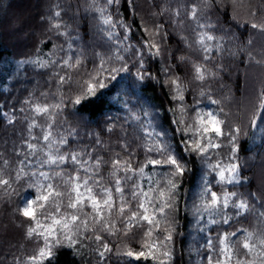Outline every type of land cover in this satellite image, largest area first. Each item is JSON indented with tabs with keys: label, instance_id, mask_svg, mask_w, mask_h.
Instances as JSON below:
<instances>
[{
	"label": "rangeland",
	"instance_id": "1",
	"mask_svg": "<svg viewBox=\"0 0 264 264\" xmlns=\"http://www.w3.org/2000/svg\"><path fill=\"white\" fill-rule=\"evenodd\" d=\"M92 5L90 17L92 21L86 22L84 12L79 10L77 12V3L75 4V12L73 10L72 0H0V10L3 16V37L6 48L9 47H22L25 48L27 41L30 39L32 46L26 47L25 49L13 50L9 55L5 56L1 64V80H0V106L2 109L3 117L5 118V127L7 124L10 126L7 129L10 131H16L14 138L16 140L11 141L12 144H16L10 154H6L8 151L0 149V159L3 161L6 159L7 168L0 169V177L4 174L14 173L15 184L6 187V196L0 194V226H4L5 229L10 227L19 228V222H15L13 218L8 216V212L11 208L19 212V209L25 207V202L29 200H35L36 198L25 197L24 201L21 202L22 195L27 190L35 188L38 196L46 194L45 188L48 183H52L56 187L57 191L66 193L70 188L69 177L79 175L82 179L88 176L93 177L94 180L99 181V186H95L90 181L89 186L93 187V194L97 200L105 198L104 193L101 189L104 187L113 189V199L115 207L111 214L106 209H103V218L108 221H115V228L118 229L114 234H110L103 230L102 224L95 223L93 217V209L90 204L85 201L83 209H71L73 213H68L63 208L68 203V196L65 195L60 201V212L56 214V218L59 219L61 215L75 214L80 217V220L88 221V228L80 229V240L83 245L90 242L94 248L90 254V264H113L111 259L116 260L117 257H122L120 261L130 260L132 264L143 261V264H160L163 260L164 264H175V244L176 241L171 234V240L164 239L162 242H153L157 244L159 251L156 253L158 256L157 260L149 257L145 259L141 257L136 259L134 257H128L123 255V252L131 249L133 252L147 251L144 247L145 244H140V240H143L141 232L137 235V244L139 247L131 248L122 241L112 243L115 240H122V234H125L126 223L124 219L118 213V207L121 204V194L114 191V178L112 176L113 166L112 162L116 160V157L108 156L107 159L103 158L97 151L86 152L84 148L78 149L77 147L70 146V138L76 135L77 131L81 128L83 120L75 114L74 110L77 104L74 103L78 96H81L87 88V82L95 77L93 83L96 81L102 82L107 86L108 80L112 79L111 76H107L106 69H116L115 57H125L126 55H136L144 58L142 51L146 54L145 58L150 56L155 57L154 50L159 49L152 47L153 51L150 50L151 43L146 39L143 41V45L140 46L138 43H134L133 34H131L130 28L123 20V18L117 15V3L113 2L107 4L106 0H97L96 4L93 5L92 0H89ZM83 7V5H81ZM257 5H253L250 0H243L241 3L234 6V13L236 18L243 19L244 21H252L254 23H264V10H256ZM97 8H104V16H110L115 27L112 28L110 25L103 24L101 14L96 11ZM83 9V8H82ZM111 10L115 11L113 15ZM59 12L60 15L55 14ZM39 22V23H38ZM94 22V29L97 36L94 40L86 39L85 28ZM39 25L40 31L36 29ZM59 25V27H56ZM200 25H205L201 28L200 26L195 31V42L199 44L201 34L207 32L208 35L213 34L208 31L207 25L209 22L204 21ZM112 31L113 36L109 38L108 32ZM178 32V31H177ZM132 35V38L130 37ZM127 36L125 40L124 37ZM214 37V36H213ZM89 41V42H85ZM213 40H207L205 38L203 42L204 48L202 50L206 53H210L212 45L210 42ZM97 42H101L105 45H118L122 47L120 55H116L117 50L113 47H100L96 45ZM122 42V43H121ZM84 44L86 46H84ZM144 46L145 49H141ZM205 46L208 51H205ZM127 49V50H125ZM140 49V50H138ZM253 49L258 52L255 56V60L249 66V70L246 72L245 85H244V101L242 110H247V114L244 116V120L237 123V127L240 128V132L237 134V151L233 153L231 151L232 145L229 142L227 135L214 138L213 142L220 144L221 147L210 150L206 158H202L197 152L191 151L198 136L194 135L197 124V113L207 112H219L216 104L208 102V98L197 96L192 97L197 100V103H187L186 97L187 90L180 83L174 84V92L176 96L174 98V109L177 116V130L182 133L184 139V150L187 149L190 152L195 153L201 162L202 173L201 177L197 180L196 189L189 195L187 200L188 213L190 215V229L189 235L186 242V252L190 260V264H207V256L209 255V249L207 247V241L212 239L213 244L217 246V250L221 245L216 239L222 237L226 233H236L235 237H232V243L236 249H240V254L243 255L244 250L240 248V241H242L245 231L254 232L259 234L264 231V217H261V213H264V124H261V118L258 116L254 117L256 112V106L258 102L259 93L264 90V32L257 30L255 39L253 42ZM142 50V51H141ZM251 59V56L249 55ZM64 60H68L69 64L76 65V61L80 63L75 67H68L64 65ZM103 61V66L102 65ZM142 63V62H141ZM41 64H46V67H41ZM85 76H81L80 69L85 70ZM38 73V74H37ZM99 73V75H97ZM35 74H37L35 76ZM64 76L65 81L61 82L60 77ZM107 76V77H106ZM87 77V78H86ZM86 78V79H85ZM256 82V83H255ZM258 82L261 85L258 86ZM183 96V100L179 99ZM61 105L59 109H55L51 106ZM197 104V107L195 108ZM36 105L50 106V111L47 114L37 113L34 109ZM195 108V109H194ZM194 109V111H192ZM173 110V109H172ZM174 111V110H173ZM192 111V112H191ZM227 119L238 115L236 111L225 109L224 111ZM223 112L220 119L224 120ZM149 114V121L143 124V129H147L148 132H153V136L149 137L146 132L142 129H137V132L143 134L142 137L139 135V143L143 146L144 151L147 153L145 160L142 165L137 169L143 167L144 174L140 175L136 173L133 176L132 181L124 182L122 180L121 186L125 189L123 197L125 201L130 204V209L125 211V217L130 216L132 211H137L136 205L139 203V199L133 200L131 198V185L133 182L139 184L145 191L150 187H157L156 181L159 182V187L166 185L167 179L171 178L177 184V188L174 190L173 195V206L177 201V192L180 185V176L170 177L166 174L172 171L171 166L166 167L167 169L161 168L162 165H150L147 164L149 159H164L159 153L155 151H149L153 145L159 141L160 143H167L171 147L172 154L179 159L177 149L173 146L170 139V135L167 129L161 128L159 123L154 119L155 111L146 110ZM256 119L257 127H253L252 121ZM129 117L126 118L125 124H129L130 128H134L130 125ZM35 121L36 126L29 127ZM51 125V128H49ZM224 132L229 133L226 124L223 126ZM46 131L52 132V137L49 141L43 140V135ZM141 131H144L143 133ZM7 132V131H6ZM8 133V132H7ZM155 133L162 135L156 136ZM179 133V134H180ZM61 138L66 139V144H61L59 141ZM246 138L251 141L250 148L253 150L251 158L244 157L241 152L240 144L242 139ZM13 139V138H12ZM6 138H0V145L6 143ZM28 143L35 144L37 147L35 151L27 147ZM20 144V145H19ZM51 152L54 156L69 155L71 153H85L80 156L81 162L84 164L83 167L75 164L71 159L66 160L62 164H46L42 163L47 159L48 153ZM99 159L101 163L99 167H96V159ZM127 158V157H126ZM125 158V159H126ZM257 160V172L258 177L256 187L253 191L252 188L247 186L248 178H245L244 169L250 168V161ZM24 161L23 164L20 162ZM219 163L221 166L228 165L230 163H238L240 165V177L241 180L236 184L217 183L219 180L216 172L212 171L209 165H215ZM147 165V166H145ZM169 166V165H167ZM12 167V168H11ZM14 168V169H13ZM23 169L27 175H20L17 179V175L20 169ZM260 170V171H259ZM45 172L48 174V180H45L39 174ZM60 172L62 175L56 176L54 173ZM34 173V175H33ZM118 176L123 177L125 173L120 171L117 173ZM132 175V173H128ZM227 175V174H226ZM9 179V178H8ZM6 180V179H5ZM43 185L44 187H41ZM210 185L211 191L218 194L224 192H235L237 197H233L234 200L242 199L246 200L249 205V211L242 212L237 215V210L229 205L227 209H222L219 214L209 215L202 209L197 211L201 205V193L205 186ZM15 189L17 191L16 200L11 196V191ZM244 189H248L253 192V196H248ZM261 190V191H260ZM84 189L81 188V192ZM260 191V192H258ZM7 198V199H6ZM255 199V201H254ZM40 203H44L40 201ZM50 203L49 205H47ZM45 205V212L40 214L37 211V219L42 225H48L51 220H47L44 217L49 213H55L52 209V202L49 201ZM51 207V208H50ZM9 208V211H3ZM34 208H38V205H34ZM49 208V209H48ZM174 208L166 209L165 214H156L155 219L160 221L159 227L155 224L149 225L152 230L155 231L157 228H165V225L159 218H166L169 211H173ZM142 211V210H141ZM151 214V209H150ZM11 215V213H10ZM228 218V223H224L223 220ZM243 218L242 221L231 226L228 230H218L217 232L211 231L212 229H218L222 225H228L234 220ZM216 220L217 223H210L209 221ZM8 221V222H7ZM7 222V224H6ZM79 223V221L77 222ZM145 224L144 221L139 223V226ZM166 224V222H165ZM35 221L27 223L23 232L26 234L25 243L18 247L19 255L9 254L14 256V259L10 257L9 261H14L17 264H26L27 258L37 253L39 247L42 246V240L35 238H29L27 236V230L29 227H34ZM136 226V227H139ZM132 227L131 230H134ZM2 228V227H1ZM210 230V232H209ZM239 230V231H238ZM75 232V228L73 229ZM164 232V231H162ZM11 233V232H10ZM8 230V235L10 234ZM169 231L165 232L162 236L166 238L169 235ZM4 242L0 243V255L8 253L4 249H7L6 244L11 246L14 244L10 237H6V233L3 232ZM96 235L101 237L100 241L95 239ZM78 237H76L77 239ZM90 239V241H88ZM28 240V242H26ZM18 242V241H17ZM78 242V241H77ZM107 244L111 251L105 253L104 257L101 258L99 251H103V245ZM151 243L147 245H152ZM80 253L84 254V249H80ZM5 251V252H4ZM170 252L171 259L163 256L162 253ZM122 254L121 256H116ZM124 257V258H123ZM134 261V262H133Z\"/></svg>",
	"mask_w": 264,
	"mask_h": 264
},
{
	"label": "trees",
	"instance_id": "2",
	"mask_svg": "<svg viewBox=\"0 0 264 264\" xmlns=\"http://www.w3.org/2000/svg\"><path fill=\"white\" fill-rule=\"evenodd\" d=\"M72 1L74 12L77 3V12L79 10L84 12L87 23L92 21L90 17L92 5L89 0ZM242 1L208 0L206 4L205 0H119L117 3V15L123 18L130 28L131 34L134 35V43L142 46L145 39L151 44L156 43L159 47V54H156L157 51H153V48L150 47V50L156 54L155 57L145 58L146 54L142 50L144 58L133 54L126 55L123 60H120L117 56L115 57L118 71L105 70L107 76L112 77L108 80L107 86L98 88L94 95L86 97L80 104L75 106L76 110L74 112L83 120V123L76 135L70 138V146L78 149L84 148L86 152L97 151L105 159L108 156L116 157L121 161H127L133 169H137L147 156L143 146L139 143V135L143 140V134L138 133L137 129L144 130L143 124L150 119L146 110H154V119L161 128L168 130L172 144L177 149L178 161L185 168V171L180 177L181 183L179 189H177L178 198L173 206L174 210L169 211L166 218H159L165 228H157L154 231L145 222L142 226L128 231L127 234H122V240H115L112 242L113 244L122 241L121 243H126L131 248H137L139 247L137 244L139 232L144 237L143 240H140V244H152L156 241L162 242L165 239L162 236L169 231L176 241L175 264H190L186 252L187 248H185L191 221L187 200L197 187V180L201 177L202 166L199 157L195 153L187 149L184 150V137L177 130V116L174 109L176 93L174 92L173 81L175 80L176 83H180L186 88L187 103H197V100L192 97L202 96L208 98L207 101L211 103L209 105L216 104L219 111L221 109L223 111L234 109L238 115L230 119H227L223 112L224 121L228 128L226 131L231 132L234 128H237L239 125L237 123L244 120V116L248 113L246 109L242 110L246 72L249 70V65L256 61L255 56L258 52L253 49L257 32V29L251 27L254 22H242L243 19H239L238 16L236 18V13H234V6ZM250 2L257 5L256 10L258 7L259 10H264V0H250ZM193 5L200 9L195 20L190 15V9ZM111 12L113 15L115 14L114 10H111ZM177 12H179V15L176 14ZM2 21L3 16L0 10V80L1 64L5 56L15 49H25L32 46L29 39L25 48L21 46L6 48ZM204 21L209 22L212 26L208 28V31L214 36L213 41L210 42L212 47L209 49V54L202 50L204 48L203 44H196L194 36L196 29ZM39 28L41 29L38 25L36 29ZM84 31L86 32V39L94 40L97 36L94 22L90 23ZM130 37L132 38V35ZM96 45L113 47L117 50L116 55H120L122 52V47L118 45H105L101 42H97ZM84 46L86 45L84 44ZM141 49H145L144 46ZM249 54H251V59ZM125 65L127 71H119ZM196 65H200L206 70L204 80L196 79ZM80 73L81 76H85L86 69H80ZM259 85H261V82H258ZM213 101H217V103H213ZM127 117L133 119L130 121V125L134 128H130L129 124H125ZM136 117L139 119H136ZM8 127L10 126L7 124ZM7 128L0 106V138L5 137L7 140L6 143L0 145V149L8 151L6 154H10L16 146V144L11 146V141L16 140L14 138L16 131H10V128L9 130ZM97 140L99 144H97ZM250 144L251 141L246 138L242 139L240 148L241 152L245 153L244 157L251 158L253 150H251ZM4 161L7 160L2 161L0 159V169L7 168ZM256 162L257 160H251L250 168L244 169L245 178H248L246 185L251 187L252 191L258 187ZM166 167L170 166H161L163 169H167ZM0 178L8 180L10 186L16 183L14 182V173L1 175ZM6 187L9 186H0L2 196L7 195ZM244 192L250 197L254 194L248 189H244ZM261 192L264 193V191ZM16 196L17 191L13 189L10 197L16 199ZM37 196L35 188H31L22 195L21 202L24 201L25 197L36 198ZM16 200H19V198ZM60 200L62 199L60 198ZM51 207L55 210L53 206ZM63 210L69 214L73 213L67 207ZM3 211H9V208ZM5 217L8 219L9 217L13 218L15 222H19L20 229H17L18 227L9 228L10 225L7 229L3 225L0 226V243L4 242L3 232L6 233L5 238L10 237L9 239L14 243L11 245L13 249H10V245L6 244L7 249L4 250L8 253L0 255V264H17L8 260L10 257L14 259V256H9V254H20L18 247L20 243L24 244L25 239H27L23 231L27 223L32 220L23 216L20 209L18 212L12 208L8 212V216ZM242 219L239 218L228 225H222L211 231L228 230ZM150 229L152 230L151 236H147L146 233ZM8 230L9 233L11 232L9 235L7 234ZM76 237H78V242L73 247L69 248L66 243L63 246H58L55 249L54 258L50 261L45 260L44 264H90V254L94 248L90 242L83 245L80 234H77ZM15 246L18 247L14 248ZM80 249L85 250L84 254L80 253ZM121 255L117 254L116 256ZM121 258L117 257L116 260L111 259V261L113 264H132L130 260L120 261ZM135 264H143V261H135Z\"/></svg>",
	"mask_w": 264,
	"mask_h": 264
},
{
	"label": "snow or ice",
	"instance_id": "3",
	"mask_svg": "<svg viewBox=\"0 0 264 264\" xmlns=\"http://www.w3.org/2000/svg\"><path fill=\"white\" fill-rule=\"evenodd\" d=\"M97 0H92L93 5H95ZM116 2V0H106L107 4H111ZM208 0H205L207 4ZM102 16L103 24L110 25L112 28L115 27V24L112 22L110 16H104V8H97ZM200 9H198L195 5H193L190 9V15L192 19H197L199 15ZM179 15V12L176 13ZM59 16L60 13L57 12L55 14ZM201 28L205 27V25H199ZM59 27V25H56ZM207 27L211 28L212 26L209 24ZM251 27L253 29H257L260 32H264V23H252ZM109 38L113 36V32H108ZM205 38L207 40H213L214 37L208 35L207 32L201 34L199 42L203 44ZM127 39V36L124 37ZM122 43V42H121ZM251 43V41H249ZM151 47H157L155 44L151 45ZM127 50V49H125ZM205 51H208V48L205 46ZM156 54H159V49L157 48ZM251 56V54H249ZM120 60H123V57H118ZM64 65L68 67H75L80 63L79 60L76 61V65L69 64L68 60H64ZM41 67H46V64H41ZM103 66V61L102 65ZM112 72L118 71L117 69H111ZM119 71H127L126 65L121 68ZM205 69H203L200 65L195 66L196 79L204 80L205 79ZM99 75V73H97ZM114 78V77H113ZM143 77L141 76V79ZM95 77L91 78L87 82V88L81 96H78L74 103L80 104L83 99L88 96L94 95L98 88H104L105 84L102 82L96 81ZM60 81L64 82L65 77L61 76ZM175 84L176 81L174 80ZM179 99L183 100V96L181 95ZM213 103H217V101H213ZM55 109H59L61 105L57 104L55 106H51ZM255 116L261 118V124H264V90L259 93L258 102L256 106ZM37 113L47 114L50 111V106L44 105H36L34 109ZM223 110L221 109L219 112H207V113H197V124L195 128L194 135L198 136L196 139L194 146L189 149L191 151L197 152L202 156V158H206L212 149H217L221 147L220 144L214 143V138H219L227 135L229 138V142L232 145L231 151L235 153L237 151V134L240 132V128H234L231 132L225 133L223 126L225 125V121L220 119ZM136 119H139L136 117ZM253 127H257L256 119L254 118L252 121ZM36 126L35 121L33 124L29 125V127ZM51 128V125H49ZM264 130V129H262ZM146 134L151 137L153 136V132H148L147 129L144 130ZM156 136H160L162 134L155 133ZM52 137L51 131H46L43 135V140L49 141ZM61 144H66L68 141L64 138H61L59 141ZM97 144L99 141L97 140ZM27 147L29 149H33L35 151L36 145L32 143H28ZM149 151H155L159 153L162 157H166L164 159H149L147 164L150 165H169L172 168V171L167 173V176L177 177L183 175L185 168L181 165L178 159L172 154L171 147L166 142L160 143L157 141L152 148L148 149ZM85 153H71L69 155H59L54 156L51 152L48 153L47 159L42 163L46 164H62L66 160L71 159V161L75 164L83 167L84 164L81 162L80 156ZM7 164V161H4ZM21 164L24 161L20 162ZM96 167H99L101 161L96 159ZM113 173L112 176L114 178V191L116 193L121 194V204L118 207L119 215L124 219L126 223L125 234L128 231H131L132 227L139 226L141 221L147 222L149 225L155 224L156 227H159L160 221L155 219L157 213L164 215L166 209H171L173 207V195L174 190L177 188V184L173 179L169 178L166 181V185L164 187H159V182L156 181L157 187H150L147 191H145L139 184L133 182L131 185V198L133 200L139 199V203L136 205L137 211H132L130 216L125 217V211L130 209V204L128 201L124 200L123 193L125 189L121 186L122 180L124 182L132 181L133 176L136 173L140 175L144 174V168L141 167L139 169H133L131 164L127 161H121L116 159L112 162ZM147 166V165H145ZM212 171L216 172L219 177L217 183H227V184H236L241 180L240 177V165L238 163H230L225 166H221L219 163L215 165H209ZM123 171L125 175L120 177L117 175L118 172ZM128 173H132V175H128ZM27 175L24 173L21 168L18 172L17 179L20 178V175ZM227 174V175H226ZM34 175V173H33ZM45 180L50 179L48 174L45 172H41L39 174ZM56 176L62 175V173L57 172L54 173ZM90 181L95 186H99V181L93 179V177L88 176L85 178L79 177V175L69 177V181H65V183L70 182V188L66 193H62L56 190L57 186H54L52 183H48L45 188V193L43 195L37 196L35 200H29L25 202V207L21 209V214L26 218H29L35 221L34 227H29L27 230V236L29 238H35L37 240H42V246L39 247L37 253L33 256L27 258L26 264H44L45 260H51L55 256V249L58 246H63L65 243L69 248L73 247L77 243L76 235L80 233V229L88 228L87 220H80V217L75 214L71 215H61L59 219L56 218V214L60 212V203L58 202L60 198L65 195L68 196V203L66 207L68 209H83L85 206V201H87L93 209V213L95 214L93 219L95 223L102 224L103 230L109 232L110 234H114L118 229L115 228V221H108L103 218V209H106L109 214L113 211L115 207V202L113 199V189L104 187L102 192L105 195V198L101 200H97L96 196L93 194V187L89 186ZM9 185V181L0 178V186ZM41 187H44L41 185ZM81 188L84 189L81 192ZM233 197H237V193L235 192H224L222 194H218L214 191H211L210 185L205 186L201 193V205L197 209L200 211L201 209L204 212H207L209 215L219 214L222 209H227L229 205L237 210V215L242 212L249 211V205L246 200L238 199L234 200ZM43 201L44 203H40ZM49 201L52 202L53 207L55 208V213L49 212L44 218L47 220H51V223L48 225H42L41 222L37 219V211H40L43 214L45 210V204ZM34 205H38V208H34ZM151 209V214H150ZM142 210V211H141ZM261 217H264V213L260 214ZM79 221V223H77ZM210 223H217L216 220L209 221ZM224 223H228V218L223 220ZM75 228V232L73 229ZM239 231V230H238ZM245 234L240 241V248L244 250L243 255L240 254V249H236L235 245L232 243V237L236 236V233H226L222 237H217L216 239L219 241V245L221 247L218 248L213 244L212 239L207 241V247L210 250L209 255L207 256V264H264V231L259 234L254 232H248L244 230ZM152 230L150 229L147 236H151ZM171 234L169 233L166 236V240H171ZM95 239L97 241L101 240L99 235H96ZM144 247L147 251L133 252L131 249L123 252V255L128 257H134L136 259H140L141 257L148 259L151 257L154 260L158 259L157 252L159 251V247L157 244L147 245ZM111 251L107 244L103 245V251H99V255L101 258L104 257L105 253ZM163 256L171 259L170 252L162 253ZM160 264H164V261L161 260Z\"/></svg>",
	"mask_w": 264,
	"mask_h": 264
}]
</instances>
